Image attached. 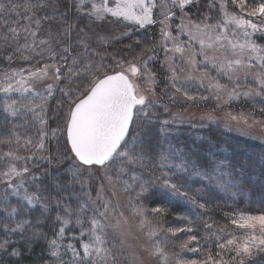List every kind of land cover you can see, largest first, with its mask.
<instances>
[{"label": "snow or ice", "instance_id": "snow-or-ice-1", "mask_svg": "<svg viewBox=\"0 0 264 264\" xmlns=\"http://www.w3.org/2000/svg\"><path fill=\"white\" fill-rule=\"evenodd\" d=\"M106 23L129 39L159 26V38L108 60L110 39L97 31ZM0 63V264L40 240L42 264H264V207L226 212L231 230L209 218L199 237L188 216L166 228L167 208L145 203L157 190L197 219L206 193L258 194L264 206V156L181 146L176 126L191 119L170 108L206 88L224 103L259 102L261 118L229 119L264 127V0H0ZM200 120L191 126L216 122ZM192 175L195 191L185 186Z\"/></svg>", "mask_w": 264, "mask_h": 264}, {"label": "trees", "instance_id": "trees-1", "mask_svg": "<svg viewBox=\"0 0 264 264\" xmlns=\"http://www.w3.org/2000/svg\"><path fill=\"white\" fill-rule=\"evenodd\" d=\"M140 37H147L151 40L154 38L153 32L149 34H144ZM131 39H127V43H129ZM116 51H121L118 49ZM122 53L125 54L123 51ZM21 66L19 63L12 65V67ZM158 66V65H157ZM7 65L0 63V70H3ZM55 101L52 102L50 106L54 108ZM261 105L257 102L256 104L246 101H240L236 103H229L228 108H224L222 110H242L250 113H254L256 117H261V113L258 111V108ZM4 114L0 112V122H3ZM11 127V125H9ZM178 131L176 132L177 140L181 142V146L184 144L191 145L193 147L200 145L202 148H207L209 142L213 146V150L216 151L222 157H229L233 161H259L262 156H264V142L258 140L249 135H245L239 132H235L232 130H228L221 125H214L212 123H208L206 127H192L191 123H184L182 125L176 126ZM23 134L24 131H28L29 133L34 132V129H20ZM53 150L55 149V142H52L49 145ZM62 147V145H61ZM43 164H41V168H43ZM259 167V164L256 165ZM33 171H38L37 169H33ZM44 184H48V178H42ZM185 186L189 187L192 191L199 189L202 187L199 178L192 175L187 176L185 181ZM250 201V202H249ZM200 202L206 203V210L202 211L197 209V211L201 212L200 219H197L196 215L190 210V205L187 203H183L180 201L169 202L168 199L162 196L157 190H153L148 198L145 200L146 204H150L151 206H161L166 207L167 212L160 217L161 223H163L164 227H166V219H172L171 215L180 216H188L189 219L193 221L191 227L194 229L193 233L199 237H203L205 234L204 222L211 218V221H215L217 225L220 226H228L229 230H231V226L227 225L228 218L225 217L226 212H234V211H247L252 213H258L262 207L259 203L258 194H246L244 196H240L235 199L229 198L224 193H215V194H204L200 198ZM171 214V215H170ZM53 217L56 215V212H52ZM183 223V224H182ZM180 226H185L186 222L182 221ZM172 223H170L171 225ZM170 225L168 227H170ZM167 228V227H166ZM42 230L45 232L48 230V235L51 236L53 232V225L51 221H48L42 225ZM186 233H180V238L186 239ZM13 239H19V237H13ZM178 243V242H177ZM23 251L22 257L19 259H11L5 258L6 264H42V261L47 260L48 257L46 255L45 242L40 240L32 245H21ZM179 250V249H178ZM212 251L215 252L216 249L212 248ZM67 259V257H66Z\"/></svg>", "mask_w": 264, "mask_h": 264}, {"label": "rangeland", "instance_id": "rangeland-1", "mask_svg": "<svg viewBox=\"0 0 264 264\" xmlns=\"http://www.w3.org/2000/svg\"><path fill=\"white\" fill-rule=\"evenodd\" d=\"M126 30L127 29L122 24H119V23H111V24L106 23L102 28L97 29V31L108 36L110 39V43H108L102 49V51L108 53V56L106 57V59L111 60V57L113 55H124V53L122 52L126 51L127 45L133 43L135 39L140 38V36L144 35L145 33L149 34L153 32V35H154V38L151 40L148 37L147 39L144 38L145 43H151L153 40H156L159 38V26H150L147 30L141 29L137 31L133 35L131 41L127 43V39L129 38L124 37L122 35V33ZM181 39L186 40L187 37L182 36ZM118 49H121V51L120 52L116 51ZM159 56H160V59H163L162 52L159 53ZM212 75H215V72H213ZM221 82L224 83L226 81L222 80ZM159 87L162 88L163 85H159ZM194 94L197 95V99L195 101H186L183 98H181L176 104L170 105L171 111L173 113H176V112L183 113L186 120L191 119V123H195V124H199L201 122L200 118L202 116L211 114L214 117L216 122L213 123V122L205 121L206 124L212 123L214 125H221L228 130H232V131L239 132L245 135H249V136H252L264 142V127H261V126L247 127L242 122L237 123V121H233L229 119V114L239 116L241 113L249 114L250 112L242 111V110H238V111L222 110L224 108L225 109L228 108L229 103H224L223 101H217L214 98V96L211 95L207 91L206 88L199 89L198 93L194 91ZM199 95H204V96H207L208 98L206 100H201L199 99ZM240 101H246V100L241 99L239 101H231V102L236 103ZM246 102H249V101H246ZM256 118L259 119L261 117H256ZM249 122L251 123V121ZM147 205L149 208L156 207V206H151L150 204H147ZM171 217H172L171 220H169L170 218L166 219V227H168L170 223H172L170 227L180 226L182 221L177 219V217L179 216L171 215ZM45 232L47 233L48 230H46ZM177 242L179 243V241ZM139 243H142V239L139 241ZM178 249L179 248L177 247L176 250L179 251ZM184 255L190 258H196L198 254L185 252ZM145 264H154V262L146 259Z\"/></svg>", "mask_w": 264, "mask_h": 264}]
</instances>
